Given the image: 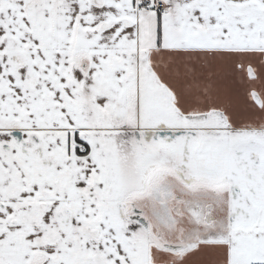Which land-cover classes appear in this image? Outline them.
<instances>
[{"label":"snow or ice","instance_id":"6c2138e0","mask_svg":"<svg viewBox=\"0 0 264 264\" xmlns=\"http://www.w3.org/2000/svg\"><path fill=\"white\" fill-rule=\"evenodd\" d=\"M0 264H264V0H0Z\"/></svg>","mask_w":264,"mask_h":264}]
</instances>
